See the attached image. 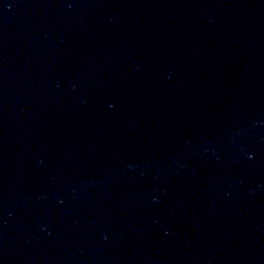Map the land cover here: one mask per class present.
<instances>
[{
	"label": "water",
	"instance_id": "water-1",
	"mask_svg": "<svg viewBox=\"0 0 264 264\" xmlns=\"http://www.w3.org/2000/svg\"><path fill=\"white\" fill-rule=\"evenodd\" d=\"M0 264H264V0H0Z\"/></svg>",
	"mask_w": 264,
	"mask_h": 264
}]
</instances>
